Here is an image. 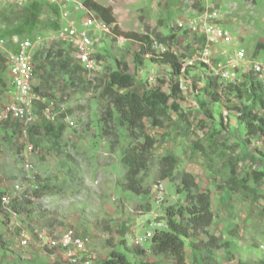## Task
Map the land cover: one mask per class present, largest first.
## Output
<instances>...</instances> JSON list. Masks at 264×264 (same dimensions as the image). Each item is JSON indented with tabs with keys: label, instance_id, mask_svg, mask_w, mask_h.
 Returning <instances> with one entry per match:
<instances>
[{
	"label": "rangeland",
	"instance_id": "1",
	"mask_svg": "<svg viewBox=\"0 0 264 264\" xmlns=\"http://www.w3.org/2000/svg\"><path fill=\"white\" fill-rule=\"evenodd\" d=\"M96 1L113 9L121 31L148 35L151 44H163L178 56L184 50L194 54L196 48L176 28V22L216 7L235 43L245 48L248 56L264 61V0ZM60 25V8L51 0L0 5L1 39L18 34L41 41L46 50L36 80L45 101L36 108V122L48 120L43 110L48 105L60 119L58 124H64L62 136L57 137L31 133V123L24 124L25 133L18 122L0 120V189L12 198L0 212V264H69L55 253L21 246L23 230L34 236V230L45 229L74 231L96 250L99 260L121 251L134 264H177L169 256L154 254L151 240L136 247L132 237L143 236L148 230L144 222L150 219L149 213L164 217L168 207L190 204L193 193L182 190L184 172L191 173L200 191L211 196L215 218L208 231L221 243L214 250L217 263L264 264V175L259 182L250 179L255 170L264 174V140L258 132L247 137L236 111L250 105V92L212 82L202 66L192 68L188 77L199 93L172 96L169 103L175 102L180 110L170 111L165 126L153 127L146 121V132L156 143L148 168L138 177L145 191L135 194L124 188L127 166L122 161L131 134L117 121L108 127L115 137L104 133L101 117L110 102L102 88L109 75L118 72L134 78L131 92L160 90L170 94L176 77L168 64L154 59L162 53L159 49L151 45L149 51L138 41L119 45L109 37L99 49L104 61L101 72L76 69L74 62L73 71L56 68L52 62L58 51L70 55L66 45L53 41ZM10 91V76L0 65V108L11 100ZM132 136L138 141L136 134ZM29 144L33 145L31 153L25 152ZM167 153L177 156L178 165L173 175L160 179L159 160ZM27 161L33 164L30 170ZM231 162L237 163L238 176L249 178L250 186L261 195L257 201L229 189ZM160 182L165 191L159 200L153 192ZM200 239L207 240V236L184 239L186 264H199L192 245Z\"/></svg>",
	"mask_w": 264,
	"mask_h": 264
},
{
	"label": "built area",
	"instance_id": "2",
	"mask_svg": "<svg viewBox=\"0 0 264 264\" xmlns=\"http://www.w3.org/2000/svg\"><path fill=\"white\" fill-rule=\"evenodd\" d=\"M27 0H0V5H22ZM60 8L61 25L53 36V41L60 46L67 47L74 62L86 71L99 73L103 70L104 61L100 57V46L107 37L113 38L119 45L134 41L125 35L116 33L113 25L106 23L83 0H51ZM82 13V14H80ZM221 11L210 7L204 13L178 20L176 28L182 30L189 38L187 42L194 44V54L183 51L179 57L181 72L178 76L179 87L184 95L198 94L189 79L192 68L202 66L211 78L223 84H239L246 75L254 76L264 87V61H257L248 56L245 48L235 43L236 39L229 29L223 27ZM159 51L165 52L163 44L152 43ZM42 47L41 41L23 38L13 34L9 39L0 38V53L6 57L7 72L10 76L11 100L0 108V120L18 122L26 133L24 124L36 122V108L45 98L35 89V69L33 57ZM198 48V49H197ZM177 54V53H176ZM159 55V54H158ZM178 55V54H177ZM47 119L55 122L51 108H43ZM25 152H33V145H28ZM33 168L30 161L26 169ZM16 189L20 185L16 184ZM163 182L155 186L153 194L156 199H163ZM9 194L4 195L3 201H11ZM149 213L150 219L144 222L148 230L143 236L135 235L132 243L143 246L147 240H152L156 232L168 229L167 219ZM20 243L24 248L38 247L47 253H55L69 264H99L96 250L82 236L72 230L50 232L48 230H34V236L23 230Z\"/></svg>",
	"mask_w": 264,
	"mask_h": 264
},
{
	"label": "trees",
	"instance_id": "3",
	"mask_svg": "<svg viewBox=\"0 0 264 264\" xmlns=\"http://www.w3.org/2000/svg\"><path fill=\"white\" fill-rule=\"evenodd\" d=\"M84 4L91 8L106 23L113 25L116 33L125 35L128 38L138 41L141 45L151 49V38L148 35L138 34L136 32H123L120 30L117 19L113 13V9L105 6L96 0H83ZM70 51V50H69ZM50 52L48 58L52 56ZM46 54L44 48L40 49L33 57L35 69V78L41 75V61ZM57 59L52 62L56 68L64 71L71 70V65L74 62L71 52L69 56H64L60 50L56 54ZM101 57V54H100ZM102 58V57H101ZM154 58V57H153ZM158 61L168 64L171 67L172 75L176 77V82L171 87V93L165 94L160 90L144 92L142 94L131 92L129 88L134 85V78L129 74H121L113 72L108 77V82L102 88V95L110 102L108 108L102 112V121L105 128L104 133L109 136H114L108 130L115 121L119 125H124L130 131V145L124 149L122 161L127 166L124 188L135 193L141 194L145 191L138 177L142 171L148 168L150 160V152L155 146L156 140L146 132V121L153 127H163L166 122L171 119L170 111H178L179 105L175 102L169 103L172 96L181 95L178 76L181 72V64L179 57L172 51H165L159 54ZM75 63V62H74ZM77 64V63H76ZM0 65H6V57L0 53ZM43 67L45 65L43 64ZM76 69H84L77 64ZM85 70V69H84ZM46 77V76H45ZM51 77V75H50ZM35 80V89L40 92ZM217 79L212 78V82ZM233 91L242 92L246 88L250 92V105L245 107H237V118L244 124L247 137L254 132H258L264 140V87L252 75H246L239 84L229 83ZM125 90L121 92V90ZM43 105H41L42 107ZM65 117V115H62ZM43 120L31 126V133L42 134L43 136L61 137L64 131V124ZM136 134L138 137L132 136ZM143 138V141L139 139ZM200 151L206 154L204 147L198 144ZM178 165V158L175 154L167 153L159 160L158 177L166 179L173 175ZM263 173L255 170L251 173L250 179L254 182H259L263 178ZM182 190L192 192L190 204L185 207L170 206L165 215L168 222V229L156 232L151 240V249L154 254L166 255L175 260L177 264H186L185 244L184 239L198 238L205 234L207 240L200 239L192 245V248L199 254V264H218L215 258L214 250L221 247L218 238L208 231L215 218L214 211L211 206V196L208 192H201L195 180V177L189 173L181 174ZM229 189L233 192L242 194L246 198L257 201L261 195L258 194L255 188L249 184V178L239 177L237 163H230V175L228 178ZM5 191L0 189V212L4 211ZM136 247H143L134 244ZM99 264H134L121 251H113L108 258L101 260Z\"/></svg>",
	"mask_w": 264,
	"mask_h": 264
},
{
	"label": "crops",
	"instance_id": "4",
	"mask_svg": "<svg viewBox=\"0 0 264 264\" xmlns=\"http://www.w3.org/2000/svg\"><path fill=\"white\" fill-rule=\"evenodd\" d=\"M240 45V44H239ZM241 46V45H240ZM250 56V55H249ZM251 57V56H250ZM251 58H254V57H251ZM251 141H252V139H251ZM249 150V148L248 149H246V151H248Z\"/></svg>",
	"mask_w": 264,
	"mask_h": 264
},
{
	"label": "clouds",
	"instance_id": "5",
	"mask_svg": "<svg viewBox=\"0 0 264 264\" xmlns=\"http://www.w3.org/2000/svg\"><path fill=\"white\" fill-rule=\"evenodd\" d=\"M24 248V247H23Z\"/></svg>",
	"mask_w": 264,
	"mask_h": 264
}]
</instances>
